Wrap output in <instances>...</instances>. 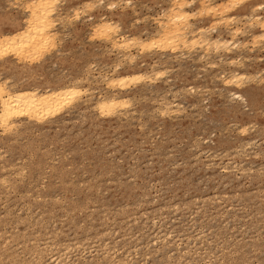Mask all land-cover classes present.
Segmentation results:
<instances>
[{
  "label": "rangeland",
  "instance_id": "obj_1",
  "mask_svg": "<svg viewBox=\"0 0 264 264\" xmlns=\"http://www.w3.org/2000/svg\"><path fill=\"white\" fill-rule=\"evenodd\" d=\"M26 1L0 0V32L24 25ZM190 1V29H216L237 48L122 53L91 26L109 20L118 36L146 39L173 0H62L49 54L7 57L17 70L0 67V78L15 89L82 79L92 95L0 131V264H264V28L247 19L264 18V0L224 16L214 9L229 0ZM116 63L150 81L117 90L130 104L102 116L99 76ZM233 71L236 88L220 78Z\"/></svg>",
  "mask_w": 264,
  "mask_h": 264
},
{
  "label": "bare ground",
  "instance_id": "obj_2",
  "mask_svg": "<svg viewBox=\"0 0 264 264\" xmlns=\"http://www.w3.org/2000/svg\"><path fill=\"white\" fill-rule=\"evenodd\" d=\"M244 1L246 0H229L228 8L226 7V9L223 10H221V8L216 10L214 9V14L215 16L216 15L224 16L229 12V9L231 7H236V6L240 7L242 3H244ZM101 2L102 1H100V3ZM24 3L25 6H22V8L24 7L23 12L29 13L28 16L26 15L28 19H26L27 17L25 16L26 17L25 19L27 21H24L25 19L23 20L24 25L21 28H16L18 26L17 23L12 31L5 33L0 32V67H3L4 69H6V71L17 70L16 67H14L15 60L13 61L14 64L12 65L11 60L7 59L8 56L12 55L14 58L16 57L15 58L17 60L16 62L25 63L26 61L28 62L30 61V63H28L29 65L33 63H39L42 60L41 59L42 57H44L46 54H49L48 52L53 48V46H55L54 45L55 39H57V37L55 36L56 32L53 29L56 25L55 20H53V17H55L56 11L59 5L62 3V0H27ZM125 3L126 2H124V4ZM172 3L173 5H171L170 3L171 7L168 6L167 7L168 10H164V11L162 10L163 12L160 18L156 19L157 23L155 24H158L157 27L158 29H156L157 31L155 30V32L146 39H140L137 37L125 38L120 35L118 36L116 34L118 29L116 30V26H114L109 20L102 19L100 22L98 21V23L93 24L94 28L92 27L93 25L91 26V28L93 31L95 30L94 33H97V35H99L98 37L104 39V40L101 39L102 42L105 41L108 44L110 43L111 48H113L114 50L116 49L119 52L123 51L122 53H124L125 51L129 52V49H133V48H137L141 53L145 51L150 52V50L154 48L158 49V51L160 50L166 51L167 49H169L172 50V52L174 53L177 49L181 47L185 48V50L186 49L192 50V48L194 47L195 48L198 47L199 49L204 48L206 49V50L203 49L205 52L207 51V49L209 50L210 47H212V50H214V52H217L219 50L228 51L229 49L231 50V48L233 49L237 48V46H235L237 45L236 42L233 41L231 42L230 40H226L220 37L219 35L212 36L211 34L217 33L216 29L210 30L209 29L210 27L208 28L209 30L207 28H202V27L197 28L195 30L190 29L191 26L190 21L192 20V18H194L193 16H196L195 15L196 13L194 14L192 11H188V9L194 5L193 1L189 0V2H186L183 0L182 1L173 0ZM83 4H85V2ZM85 5H88L89 7L92 5L91 7H93V4L91 3L90 4L86 3ZM84 7L87 8L86 11L87 10L89 11L87 6ZM199 8L201 9V7ZM255 10L264 12V5L263 4L257 5ZM77 11L79 12L78 9ZM200 11L202 13V11L204 10L201 9ZM200 11L198 10V13ZM73 12L74 11L72 10V13ZM80 13L83 12L81 11ZM78 15H76V17ZM229 19L231 20L232 17H230ZM247 19H250L251 21H255V23L257 22V25L261 24L260 25V28L262 27L261 29L264 28V18H262L259 14L250 15V17H248ZM221 22L222 21H219L218 19L217 23L221 24ZM236 31L234 32L235 34L238 33L239 30L236 29ZM235 34L233 35L236 36ZM258 36L259 39L260 37L262 38L264 37V35L260 36V34ZM125 54L123 55L124 58L126 57L129 59L128 61L132 62L133 56L128 54L125 55ZM120 62L118 59V63ZM230 63L232 62L229 61V64ZM120 65L118 64L113 66L114 69L112 68L113 70L111 75L109 74V76L108 75L99 76L100 78L99 82H101L102 85L105 87V89L108 90L107 94H102V95L99 94V97L95 99L96 101L94 103V108L97 110L98 114L100 113L102 116L107 115L111 117L113 116V114H115L116 109L118 108L124 109V107L127 105L129 99L126 100L124 97L119 96L118 93H116L117 90L126 91L129 85L132 86V84L134 85L137 83H141L142 80L149 77L147 76L146 73L143 72H132L129 74L120 72L122 70ZM150 69H151L150 70L151 73H154L155 75L158 74V72L153 71L152 68ZM18 72H21V70H19ZM87 75H89L88 71H87ZM89 76L85 77L86 78L85 80L87 82L90 81L89 78L87 79V77ZM222 77L223 76H221L220 78L222 83H224L223 85H226L228 87H235V88L238 86V82L242 79V75L237 74L235 71H233L228 77H223V78ZM148 81H150V78ZM81 82L82 79H75L68 83H58L55 85H51L49 82H46L45 85L43 86V89L41 90L34 85H30L25 88L15 89L12 86L13 84L11 85L10 79L8 77L0 78V131L2 132V134L9 132L10 130L14 129L17 126L18 122L22 121L23 119L34 120L35 123L36 122L42 123L48 119L57 117L58 115H60V113H62V111H65L67 108L71 107L76 102H78V100H80L81 97L92 95L89 89H86L81 86ZM234 95H237L236 97L240 99L241 102H244V99L240 96V94L234 93ZM128 104H130V101ZM172 107L170 106V104H164L163 108L162 109L160 108L159 110H161L163 113L166 111L168 113L169 111L170 112L172 111Z\"/></svg>",
  "mask_w": 264,
  "mask_h": 264
}]
</instances>
